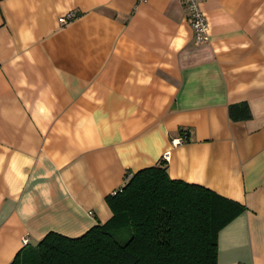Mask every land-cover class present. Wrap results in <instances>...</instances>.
Returning <instances> with one entry per match:
<instances>
[{
  "label": "crops",
  "instance_id": "0c3cea01",
  "mask_svg": "<svg viewBox=\"0 0 264 264\" xmlns=\"http://www.w3.org/2000/svg\"><path fill=\"white\" fill-rule=\"evenodd\" d=\"M198 2L202 44L182 0H0V264L106 222L105 197L160 160L243 207L217 264H264V0Z\"/></svg>",
  "mask_w": 264,
  "mask_h": 264
},
{
  "label": "trees",
  "instance_id": "16d2710c",
  "mask_svg": "<svg viewBox=\"0 0 264 264\" xmlns=\"http://www.w3.org/2000/svg\"><path fill=\"white\" fill-rule=\"evenodd\" d=\"M228 116L241 121L251 113L240 102L228 106ZM105 201L106 222L78 237L48 232L9 264H217L218 232L243 210L204 187L171 180L164 160L126 177Z\"/></svg>",
  "mask_w": 264,
  "mask_h": 264
},
{
  "label": "built area",
  "instance_id": "2783aa9c",
  "mask_svg": "<svg viewBox=\"0 0 264 264\" xmlns=\"http://www.w3.org/2000/svg\"><path fill=\"white\" fill-rule=\"evenodd\" d=\"M183 5L187 9V20L189 25L192 29L193 39L195 44H202L209 40V30H208V23L205 17V14L201 11L199 7L198 0H182ZM76 16L74 12H68L65 15L59 18L61 23H66L69 20L73 19ZM181 139H173L172 144H176ZM168 153L164 154V157H168ZM114 193V192H113ZM28 238L23 237L21 240L22 245L28 244Z\"/></svg>",
  "mask_w": 264,
  "mask_h": 264
},
{
  "label": "rangeland",
  "instance_id": "374dc122",
  "mask_svg": "<svg viewBox=\"0 0 264 264\" xmlns=\"http://www.w3.org/2000/svg\"><path fill=\"white\" fill-rule=\"evenodd\" d=\"M29 246H30V247H34V246H35V244H30Z\"/></svg>",
  "mask_w": 264,
  "mask_h": 264
}]
</instances>
